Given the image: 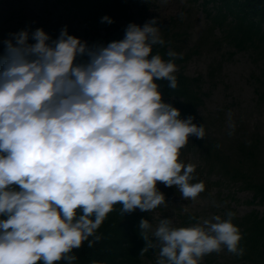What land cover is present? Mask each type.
I'll list each match as a JSON object with an SVG mask.
<instances>
[{"label": "clouds", "instance_id": "clouds-1", "mask_svg": "<svg viewBox=\"0 0 264 264\" xmlns=\"http://www.w3.org/2000/svg\"><path fill=\"white\" fill-rule=\"evenodd\" d=\"M158 23H130L123 39L106 45L66 26L56 39L37 28L3 42L0 264H76L73 250L103 238L97 230L115 205L121 215L155 210L166 201L158 182L176 186L184 200L205 190L192 182L196 166L179 160L190 136L205 138V126L164 101L157 81L177 88L178 54L169 51L167 61L152 54L165 43ZM234 217L186 227L163 218L155 229L141 219L139 255L158 249L156 264H200L225 249L242 257Z\"/></svg>", "mask_w": 264, "mask_h": 264}, {"label": "rangeland", "instance_id": "rangeland-1", "mask_svg": "<svg viewBox=\"0 0 264 264\" xmlns=\"http://www.w3.org/2000/svg\"><path fill=\"white\" fill-rule=\"evenodd\" d=\"M201 1L144 0L137 6L133 0H125L130 9L129 11L125 8L129 11V16L124 18L119 11L115 13L119 19L124 18L123 23L126 25L136 23L143 26L156 18L162 26H167L171 25L173 20V31L176 33H180L189 25V36L187 31L183 34L187 41L180 42L177 46L185 54H188L192 47L199 50L197 54L192 52V56L184 64L185 72L192 77L203 76V81L200 80L201 89L206 94L205 102L199 108L201 119L204 120L202 125L209 126L212 136L220 139L218 150L227 157L224 158L221 167L213 166L208 162L215 163L218 160L205 159L203 151L206 147L193 139L194 146L187 149L188 153L181 162L191 163L197 167L194 173L207 180L208 193L205 195L200 193L195 201L184 200L177 188H175L177 191H174L173 187H167L165 191H161L165 195V203L154 211L157 224L153 229L163 218H172L176 226L181 209L182 212L197 213L200 216L199 220L212 215L224 217L228 212L235 213L234 219L240 220L252 210L259 213L264 211V205L246 202L252 199L253 192L243 189L239 182H231L229 176H223L227 170L234 172L246 170L252 174L251 183H264V176L261 174L264 170V104H259L255 90L256 78L260 77L263 70V58L250 51L232 53L233 47L222 41L219 30L213 31L201 43V37L207 33L206 28L209 25ZM180 18L181 21L178 20ZM174 19L178 20L176 24ZM22 23L23 26L26 24L33 27L41 26L47 30L58 29L60 32L66 26L70 35L89 44L95 43L98 37L123 38L125 35L120 29L124 27L123 24L107 27L102 24L93 25L94 22L83 21L82 18H71L65 8L54 0H0V39L3 42L9 39L10 34L20 28ZM219 64L221 66L218 68ZM212 67L216 69L213 71L216 75L214 78L209 74ZM223 107H227V110H223ZM254 129L262 142L259 147L248 140L251 139ZM238 137L247 139L248 142L237 144L235 147L233 140ZM256 160L262 163L260 164V161L256 163ZM210 168L214 171L211 172ZM160 185L165 187L163 183L158 182L157 186ZM179 204L180 209L176 208ZM162 207L169 210L170 216L163 215ZM211 255L219 264H239L234 255L226 249ZM156 262L157 259L153 255L146 259L144 264ZM200 264H205L204 258Z\"/></svg>", "mask_w": 264, "mask_h": 264}, {"label": "trees", "instance_id": "trees-1", "mask_svg": "<svg viewBox=\"0 0 264 264\" xmlns=\"http://www.w3.org/2000/svg\"><path fill=\"white\" fill-rule=\"evenodd\" d=\"M64 5L68 13L74 16H80L86 20H92L100 17L104 13L113 12L118 4L116 0H55ZM208 1V0H207ZM231 14L238 18V29L241 34V40L246 44L259 39L260 33H263L264 26V0H220ZM31 28V29H29ZM29 32L35 31L39 26L29 25ZM24 30L17 29L16 33ZM44 30V29H43ZM52 39L58 38L59 34L55 31L44 30ZM121 39L103 40L98 42L106 45L112 41ZM35 41L29 40V43ZM1 43V41H0ZM246 46V45H245ZM244 46V47H245ZM170 50L166 45L153 46L152 54H159L163 60L167 61L170 57L167 53ZM5 52V48L0 45V56ZM180 59L174 58L176 64ZM177 88L168 87L166 80L157 81L160 86L164 101L173 104L183 116L191 115L199 105V98L193 92L192 82L182 74H176ZM260 199L264 202V187L259 189ZM121 205L114 206L101 227L97 230V235L103 238L96 242L93 247L87 246V241L79 249H74L73 254L77 256L76 264H91V261L97 260L102 264H141L144 255L150 253V249L143 255L139 253L145 247V241L141 238L139 232V223L141 219H146L144 214H137L136 211L121 215ZM262 223V224H261ZM240 246L245 249V254L238 259H243L249 264H264V246L261 249L259 245L264 244V218L258 219L257 216L250 219L249 224L244 228ZM89 239H94L90 237ZM57 264H64L63 261Z\"/></svg>", "mask_w": 264, "mask_h": 264}]
</instances>
